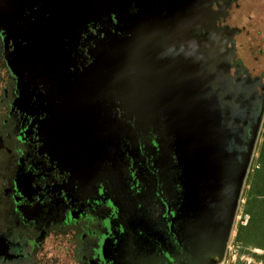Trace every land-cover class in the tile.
Here are the masks:
<instances>
[{
    "label": "water",
    "instance_id": "1",
    "mask_svg": "<svg viewBox=\"0 0 264 264\" xmlns=\"http://www.w3.org/2000/svg\"><path fill=\"white\" fill-rule=\"evenodd\" d=\"M107 1L65 0L48 25L11 19L10 30L0 14V40L15 44V55L4 56L16 84L15 139L0 162V222L20 232L38 237L78 224L128 120L165 112L175 135L185 132L195 153L215 157L218 144L236 137L253 115L255 91L228 77L232 51L218 59L209 51L222 32H211L205 0ZM121 7L132 17L123 15L122 24L136 28L134 37L126 30L84 36L85 22ZM163 40L171 46L165 59L155 55ZM263 117L264 102L252 117L255 134Z\"/></svg>",
    "mask_w": 264,
    "mask_h": 264
},
{
    "label": "flooded vegetation",
    "instance_id": "2",
    "mask_svg": "<svg viewBox=\"0 0 264 264\" xmlns=\"http://www.w3.org/2000/svg\"><path fill=\"white\" fill-rule=\"evenodd\" d=\"M64 2L0 0V5H6L9 15L22 25L29 22L34 26L48 25L42 15L56 19ZM120 2L115 0L116 5ZM205 3L211 32H222L214 37L209 51L214 50L217 59L220 53L224 58L223 53L232 51L228 77L255 91L252 111L258 114L264 102V0ZM73 4L69 0L68 5ZM122 9L117 8L115 14L103 10L98 23L85 22L84 36H117L126 30L125 35L134 37L135 27H123V15L129 13ZM168 44L169 40L157 44L161 52L155 55L165 59L164 52L171 47ZM10 45L0 40L3 164L16 134L12 118L16 84L4 56ZM149 47L155 50V44ZM253 115L239 124L236 137L218 144L220 151L215 157L195 153L185 132L173 133L165 112L150 121L128 120L101 186L78 224L36 237L0 222V264H221L228 254L260 133L261 124L254 133ZM124 239L128 244L123 246Z\"/></svg>",
    "mask_w": 264,
    "mask_h": 264
},
{
    "label": "trees",
    "instance_id": "3",
    "mask_svg": "<svg viewBox=\"0 0 264 264\" xmlns=\"http://www.w3.org/2000/svg\"><path fill=\"white\" fill-rule=\"evenodd\" d=\"M262 139L245 195L243 213L247 220L237 228L235 239L243 247L264 250V132Z\"/></svg>",
    "mask_w": 264,
    "mask_h": 264
},
{
    "label": "rangeland",
    "instance_id": "4",
    "mask_svg": "<svg viewBox=\"0 0 264 264\" xmlns=\"http://www.w3.org/2000/svg\"><path fill=\"white\" fill-rule=\"evenodd\" d=\"M0 14L3 16L4 19H8V24H7V29L10 30L13 27V22L12 21L15 20V18L13 19L10 15L9 12H7V6L6 5H0ZM42 19L49 21V18H46L45 15L41 16ZM34 21V20H33ZM27 39H23L21 40V44H23ZM8 42H10V51H8V48L6 49L5 47V52L6 55L7 53H13L15 55V44H13V42L8 39L6 40V44H8ZM19 44H16V49H18ZM21 57V54L20 56ZM20 66V64H17L16 67ZM264 132V117L262 119V123H261V127H260V133L257 139V144L254 150V154H253V160L251 163V167L249 168V172H248V177L246 179V182L244 184V188H243V192L241 195V199H240V204H239V208H238V212L235 218V223H234V228L232 231V237H231V241L229 243L228 246V254L227 257L225 259V261H223L222 264H264V250L258 248V247H254V246H248V247H243L241 245H239L236 242V232H237V228L239 227V223L241 224H245L247 217H244V213H243V208H244V203H245V195H246V191L248 189V185H249V179L250 176L253 172V168L256 164V160H257V153H258V149L259 146L262 143V134ZM128 241L126 239H124V241L122 242V245H127Z\"/></svg>",
    "mask_w": 264,
    "mask_h": 264
},
{
    "label": "built area",
    "instance_id": "5",
    "mask_svg": "<svg viewBox=\"0 0 264 264\" xmlns=\"http://www.w3.org/2000/svg\"><path fill=\"white\" fill-rule=\"evenodd\" d=\"M224 261H225V260H224ZM222 263H223V262H222ZM222 263H221V264H222Z\"/></svg>",
    "mask_w": 264,
    "mask_h": 264
}]
</instances>
